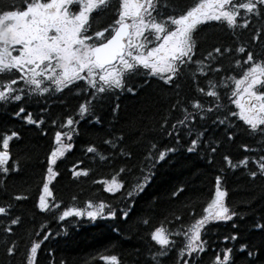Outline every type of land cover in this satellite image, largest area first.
I'll return each instance as SVG.
<instances>
[{"label":"snow or ice","instance_id":"snow-or-ice-1","mask_svg":"<svg viewBox=\"0 0 264 264\" xmlns=\"http://www.w3.org/2000/svg\"><path fill=\"white\" fill-rule=\"evenodd\" d=\"M112 7H115L112 22L106 26L97 23L99 12ZM250 17L264 20V0H196L193 6L186 9L180 8L177 0H117L115 5L112 0H17L0 8V106L23 102L28 97L62 93L82 82L89 97L79 105V116L83 118L86 114H94L98 106L105 102V97L116 90L137 95V89L130 86L132 77H139L147 88L151 87L153 79L158 78L165 86L176 90L175 96L178 98L170 111H180L182 118L171 123L167 116H162L163 122H157L155 131L141 133L131 143L127 134H108L113 138L105 141V144L110 145V150L122 157L125 164L110 180L104 182L108 193L125 189L124 177L139 170L136 183L126 189L127 199L134 205L136 197L151 184L158 166L169 163L171 156L180 151L184 143L188 144L186 151L189 153L206 147L209 163H212V158L218 149L225 146V142L234 143L244 134L252 139L259 153H254L253 147L245 143L241 147L249 155L236 162L230 155H224L223 161L228 169H246L252 180H264V47L255 51L251 44L237 48L212 46L206 56L201 53V58H197L201 45L211 38L210 34L200 35L203 27L210 22H219L226 23L233 30L238 27L247 29L251 25ZM240 20L243 22L238 23ZM261 39H264V24L252 37L253 41ZM236 53L245 57L243 60L235 59L238 78L237 75H221L233 71L231 65L225 67L221 61L225 56L231 57ZM185 78H190L196 85L195 91L200 98L194 97L190 101L186 97L179 98L181 81ZM201 79L205 81L204 87L200 86ZM232 84L234 88L229 96L228 89ZM139 91H145V88ZM203 97L213 99L206 106L202 102ZM226 98L238 111H231L224 105ZM119 108V104H116L113 112L117 113ZM13 114L16 117L23 114L27 123L37 127L45 123L43 116L34 119L33 114L26 112L22 106ZM234 117H238L246 126L242 132L238 131L240 125L233 124ZM101 119L96 117L97 121ZM79 122L68 116L59 127L72 130L55 132L54 145L46 157L42 191L35 207L41 214L46 213L66 223L69 217H87L91 222L98 219L115 220L118 215L127 222L133 208L120 210L118 206L103 200L89 199L82 206L74 204L71 207L54 200L49 202L48 198L53 195L49 185L60 175L55 170L57 161L74 147L71 141L76 129L73 126ZM52 124L56 125L57 121L52 120ZM206 126H223V140L209 136ZM149 135L150 140L146 139ZM164 138L174 140L176 146H166ZM14 139H20L18 131L0 134L3 149L0 150V175L5 178L10 173L21 171L18 160L10 165V141ZM87 152L99 155L101 160L107 159L98 153L95 145L89 146ZM249 165L254 167L250 168ZM75 169L76 165H73V176L88 175L86 169L79 172ZM227 184L226 170L221 169L215 177L210 201L199 218L196 206L191 205L190 223L185 224L181 216H176L172 209L168 210L177 221L176 230L172 231L163 224L152 228L149 239L154 246L149 249L148 264H164L174 246L179 250L181 264H200L195 257L207 250L209 242L203 237L209 227L219 221L244 219L237 208L229 207L227 203ZM184 190L181 186L171 196L178 199ZM4 194L7 195L6 189ZM27 198L24 195L10 197L7 206H0V214L10 213L14 208L12 200L23 201ZM72 199L76 201L77 198L73 196ZM260 221L253 226L254 230L259 231L260 238L239 246L243 264H264V216L260 217ZM23 223L22 216L10 217V225L5 232L13 233L12 226H22ZM141 223L149 226L151 220L145 218ZM233 227L238 228V225L234 224ZM40 228L41 231L34 234L42 236V239L30 241L22 264H39L38 252L51 236L45 223H41ZM115 230L119 231L118 228ZM224 239L238 240L239 234L237 232ZM3 244L5 259L0 260V264H12L19 252L18 243L6 240ZM102 259L109 264H121L116 255L103 256ZM236 261V249L229 247L215 254L211 264H236ZM61 264L66 262L61 261ZM135 264H140L139 260Z\"/></svg>","mask_w":264,"mask_h":264},{"label":"trees","instance_id":"trees-1","mask_svg":"<svg viewBox=\"0 0 264 264\" xmlns=\"http://www.w3.org/2000/svg\"><path fill=\"white\" fill-rule=\"evenodd\" d=\"M15 2L17 0H0V8ZM116 2L117 0H112L113 5ZM195 2L196 0H177L179 7L185 9L193 6ZM241 15L243 16L244 13ZM114 17L115 7H112L107 11L99 12L96 22L106 26ZM250 19L251 25L247 29L238 27L233 30L226 23L219 22H210L208 26L203 27L200 35L210 34L211 38L201 45L197 58H201V53L206 56L212 46L237 48L251 44L253 50L259 51L264 47V39L253 41L252 37L261 29L264 20L255 17ZM242 22V20L238 21V23ZM93 26L95 27V24ZM244 58L243 54L238 53L231 57L225 56L221 62L225 67L231 65L233 71L221 75H237L238 78L235 59ZM181 83L182 91L179 98L186 97L189 101L194 97L200 98V94L195 91L196 85L190 78H185ZM130 86L137 89V95L116 90L105 97V102L98 106L94 114H86L83 118L79 116V105L89 97L82 82L78 83L77 87L65 89L62 93L52 92L38 98L28 97L23 102L0 106V134L5 132L10 134L13 130L20 133V139L10 141L12 153L10 165L18 160L21 168L19 173H10L7 178L0 175V206H7L10 197L15 195L28 197L23 201L12 200L14 208L10 213L0 214V260L5 259L3 242L16 241L19 252L13 258L12 264H22L24 252L29 247L30 241L42 239V236L34 233H39L41 223H45L51 236L38 252L39 264H61V261L66 264H109L102 257L111 255H116L121 264H135L137 260L140 264H148L149 249L154 246V242L149 239L152 228L163 224L172 231L176 230L177 221L168 212L169 209H172L176 216H181L187 224L192 222L191 205H195L199 218V214H202L203 208L214 192L215 177L221 169H225L229 190L227 203L229 207L237 208L244 219L234 218L232 221H219L211 225L203 237L209 242L207 250L196 255L195 259L199 260L200 264H211L215 254L231 247L236 249V264H243V256L239 253L240 244L249 240L257 241L260 238L259 231L254 230L253 226L256 222H261L260 217L264 216V180L259 178L252 180L248 177L246 169L235 171L228 169L223 156L230 155L233 162H236L243 156L249 155L241 147L245 143L253 147L254 153H259V148L252 143V139L247 134L239 136L234 143L225 142V146L218 149L217 154L212 158V163H209L206 147L189 153L186 151L188 144L184 143L183 148L171 156L169 163L158 166L151 184L136 197L134 205L127 199L126 189L136 183V178L140 175L139 170L124 177L125 189L116 193L106 191L104 182L110 180L112 175H115L125 164L123 158L114 154L105 141L112 139L113 136L127 134L129 142H135L141 133L155 131L157 122H163L162 116H167L171 123H175L177 118H182L180 111L176 109L170 111L171 105L178 98L175 96L176 90L165 86L158 78L153 79L151 87L147 88L139 77H132ZM200 86H205L203 79L200 80ZM140 88H145V91H139ZM232 88L234 84L229 86V96ZM212 99L203 97L202 102L207 106ZM223 103L231 111H238L229 99H224ZM116 104H119L120 108L114 113L113 108ZM20 106L25 107L26 112L32 113L34 119L43 116L45 123L37 127L27 123L23 114L16 117L13 113ZM68 116L80 122L73 126L76 129L71 141L74 147L57 161L58 167L55 170L60 175L49 185L53 193L52 197L48 198L49 202L54 200L71 207L74 204L82 206L89 199L103 200L118 206L120 210L133 208L127 222L118 215L115 220L98 219L91 222L87 217L74 219L69 217L66 223L53 219L46 213L41 214L35 207L42 191V179L47 166L46 157L51 146L54 145L55 132L72 130L59 127ZM96 117L102 119L97 121ZM52 120H56L57 124L53 125ZM232 122L241 126L238 131L242 132L246 127L238 117H234ZM207 131L209 136L223 140V126H212L207 128ZM44 132L47 134H42ZM109 133L113 136L108 135ZM146 139L150 140L151 136H146ZM187 139L185 136V140ZM65 142H68L66 138ZM163 143L168 147L176 146L174 140L169 138H164ZM92 145H95L98 153L107 159L101 160L99 155L88 153L87 148ZM0 150H3L2 142H0ZM73 165H76L75 170L78 172L86 169L88 175L73 176ZM249 167L254 166L249 165ZM181 186L185 189L184 192L178 199L172 197L171 193ZM5 189L7 195L4 194ZM73 196L77 198L76 201H73ZM177 208L181 211H175ZM15 216H22L23 225L12 226L13 233H6L5 228L10 225V217ZM145 218H150L149 226L142 225L141 221ZM234 224L238 225V228H234ZM117 228L119 231L115 230ZM237 232L238 240L225 241V236ZM178 251L175 246L170 249V255L164 264H181Z\"/></svg>","mask_w":264,"mask_h":264}]
</instances>
